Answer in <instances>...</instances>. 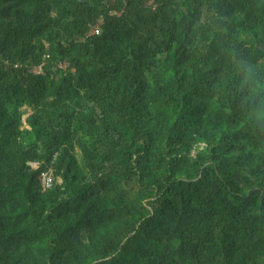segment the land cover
I'll return each instance as SVG.
<instances>
[{
	"label": "trees",
	"instance_id": "obj_1",
	"mask_svg": "<svg viewBox=\"0 0 264 264\" xmlns=\"http://www.w3.org/2000/svg\"><path fill=\"white\" fill-rule=\"evenodd\" d=\"M0 264H264V0H0Z\"/></svg>",
	"mask_w": 264,
	"mask_h": 264
},
{
	"label": "built area",
	"instance_id": "obj_2",
	"mask_svg": "<svg viewBox=\"0 0 264 264\" xmlns=\"http://www.w3.org/2000/svg\"><path fill=\"white\" fill-rule=\"evenodd\" d=\"M96 27H95V33L99 32V26H97V24H95ZM91 32V31H90ZM93 33V32H91ZM42 177H43V184L45 186V188H50L51 187V175L48 174V173H43L42 174Z\"/></svg>",
	"mask_w": 264,
	"mask_h": 264
},
{
	"label": "rangeland",
	"instance_id": "obj_3",
	"mask_svg": "<svg viewBox=\"0 0 264 264\" xmlns=\"http://www.w3.org/2000/svg\"><path fill=\"white\" fill-rule=\"evenodd\" d=\"M99 21L100 22H103V19L101 18ZM95 27H96V25H92L91 28H90V31L93 32V33H95ZM62 66L63 67H66V64H62ZM33 70L36 71V72H39L41 69H40L39 66H36V67L33 68ZM33 167H35V165H33ZM57 183H60L59 182V179H57Z\"/></svg>",
	"mask_w": 264,
	"mask_h": 264
},
{
	"label": "water",
	"instance_id": "obj_4",
	"mask_svg": "<svg viewBox=\"0 0 264 264\" xmlns=\"http://www.w3.org/2000/svg\"><path fill=\"white\" fill-rule=\"evenodd\" d=\"M33 165H36L35 163H33ZM41 182H43V177H42V179H41ZM59 182H61V180L59 179Z\"/></svg>",
	"mask_w": 264,
	"mask_h": 264
}]
</instances>
